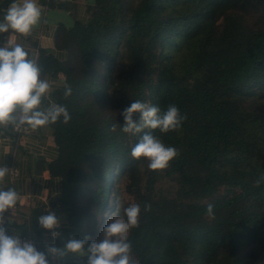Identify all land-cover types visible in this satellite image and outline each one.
<instances>
[{
  "label": "trees",
  "instance_id": "16d2710c",
  "mask_svg": "<svg viewBox=\"0 0 264 264\" xmlns=\"http://www.w3.org/2000/svg\"><path fill=\"white\" fill-rule=\"evenodd\" d=\"M87 12L86 23L60 28L66 59L41 63L52 77L65 75L52 96L71 116L50 124L59 155L49 171L62 180V207L79 216L62 235L94 239L91 207L109 208L120 174L126 192L144 198L131 148L150 132L179 152L165 173L176 178L178 199L226 193L209 203L213 216L209 204L182 209L152 199L151 170L150 210L128 234L134 264H264V110L253 109L264 101V0H95ZM133 100L162 111L174 104L187 119L167 134L125 133L122 113Z\"/></svg>",
  "mask_w": 264,
  "mask_h": 264
},
{
  "label": "clouds",
  "instance_id": "9594fccd",
  "mask_svg": "<svg viewBox=\"0 0 264 264\" xmlns=\"http://www.w3.org/2000/svg\"><path fill=\"white\" fill-rule=\"evenodd\" d=\"M41 17L37 0H13L0 18V34L11 32L6 44L0 47V126L18 128L27 125L36 130L57 123L61 117L66 124L71 120L65 106L48 103L53 86L43 77L36 59L30 57L22 44L13 43L12 38L17 34L30 36ZM64 95L66 98L72 95L70 86L65 85ZM42 98L47 101L43 106ZM135 113L140 114L139 122H134ZM122 116L125 121L122 131L131 134L142 133L144 129L159 130L162 134L175 132L187 119L174 104L162 111L158 106L139 100H133ZM112 130H116V125ZM178 155L175 147L166 146L150 132H145L131 148L132 158L146 160L152 171L166 169ZM10 172L0 166V264H54L69 255L86 258L87 264H134L128 234L139 225L141 207L135 203L124 209L123 217L114 216L108 221L102 230V240L75 234L65 238L59 231L61 222L52 210L38 217L39 227L52 237V242L45 244L44 251L38 250L30 240H23L16 232L9 235L5 224L12 223V220L6 213L22 200L14 188L3 187ZM145 210H150V206L146 205ZM206 211L213 216V205L209 204ZM57 239L62 241V247L55 246Z\"/></svg>",
  "mask_w": 264,
  "mask_h": 264
},
{
  "label": "crops",
  "instance_id": "0c3cea01",
  "mask_svg": "<svg viewBox=\"0 0 264 264\" xmlns=\"http://www.w3.org/2000/svg\"><path fill=\"white\" fill-rule=\"evenodd\" d=\"M49 1L71 3L69 9H59L50 6ZM13 0H0V18ZM41 7V21L30 36L19 34L13 36V43L22 44L35 58L44 78L52 83L53 91L48 95V103H57L52 93L62 87L65 75L52 77L42 69V62L53 59L64 60L67 55L57 47L60 28H72L77 22L88 21L87 9L95 0H37ZM11 32L0 34V47L4 46ZM47 54V55H46ZM46 99L44 104H46ZM42 104V106L44 105ZM55 142L53 128L49 125L33 130L29 127L26 134H18L13 127L0 126V166L11 172L5 178L3 187L14 188L20 193L22 200L17 204V210L7 216L12 223L6 224L9 235L16 232L19 235L34 233L30 229L31 215L34 209H41L40 215L47 214L48 208L61 212L62 180L51 176L49 165L59 155ZM39 215V216H40ZM63 225L65 226L64 222ZM28 230V231H27ZM29 231H31L29 233ZM40 251H44L42 248ZM68 256L64 261L54 264H81V261Z\"/></svg>",
  "mask_w": 264,
  "mask_h": 264
},
{
  "label": "rangeland",
  "instance_id": "374dc122",
  "mask_svg": "<svg viewBox=\"0 0 264 264\" xmlns=\"http://www.w3.org/2000/svg\"><path fill=\"white\" fill-rule=\"evenodd\" d=\"M254 110L262 111L264 110V101L258 102L253 106ZM140 165V176L142 178V195L143 199L139 197L137 194H130L126 192L125 189V180L123 175H119L117 180L110 183L111 186V195L109 200V208H107L105 211H102V209H97L98 206L93 205L91 207L90 213H95V223L96 225L94 228L96 229L94 239L95 240H102L103 239V228L108 223L109 220H111L114 216L115 218H120L124 216V209L129 207L131 204L135 203L140 205L141 212L145 209L147 199V191L146 189V181L150 176L151 169L148 167V162L146 160H139ZM169 166L166 169L155 171L157 173V182L155 185V190L153 192L152 199L160 200V201H176L178 202V206L182 209H187L190 205H200V204H209L212 203L214 200H216L220 196H224L226 193V189L222 188L219 190V192L211 198L207 199H178L177 197V191H178V182L176 178H169L165 175V173L168 171ZM120 173V172H119ZM82 202L84 204H88L90 202V197L86 196L82 199ZM55 209V208H53ZM57 210V209H56ZM59 217L64 222L65 225H68V227L71 225L70 221L74 224L77 223L79 216L70 210H66V207H62L61 212L57 210ZM126 219V217H125ZM89 222L85 224V227H89ZM92 225V222H91ZM64 226V225H63ZM94 229V230H95ZM248 249H246L243 254L247 253ZM74 260H80L81 264H84L83 260L84 258H80L74 255H69ZM132 261L133 258H131Z\"/></svg>",
  "mask_w": 264,
  "mask_h": 264
},
{
  "label": "built area",
  "instance_id": "2783aa9c",
  "mask_svg": "<svg viewBox=\"0 0 264 264\" xmlns=\"http://www.w3.org/2000/svg\"><path fill=\"white\" fill-rule=\"evenodd\" d=\"M13 131L15 133H18V134H26L29 132V127L27 125H24V126H21V127H18V128H13ZM17 206L13 209V210H9L8 213H6V216L10 213H13L17 210ZM54 211L58 217V219L60 220L61 222V228L59 231H62V228H63V223L59 217V214L57 212L56 209H49L47 210V213L50 212V211ZM7 224V222H6ZM6 224H5V228H6ZM21 238L23 240H30L33 244H35V246L37 247L38 250H41L42 248H44L45 244L46 243H51L52 242V237H51V233L47 232L46 230H43L41 229L40 227L34 232V233H31V234H28V235H24L22 234L21 235ZM57 241L58 239L55 241V246L57 247Z\"/></svg>",
  "mask_w": 264,
  "mask_h": 264
},
{
  "label": "water",
  "instance_id": "95a60500",
  "mask_svg": "<svg viewBox=\"0 0 264 264\" xmlns=\"http://www.w3.org/2000/svg\"><path fill=\"white\" fill-rule=\"evenodd\" d=\"M44 100H45V98H42V104H44ZM41 212H42L41 209H34L33 212H32L31 224H30V229L32 231H36L39 228L38 217H39Z\"/></svg>",
  "mask_w": 264,
  "mask_h": 264
}]
</instances>
